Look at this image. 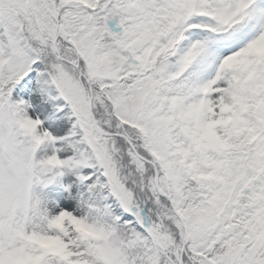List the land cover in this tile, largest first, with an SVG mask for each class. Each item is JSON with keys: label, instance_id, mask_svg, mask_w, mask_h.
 I'll list each match as a JSON object with an SVG mask.
<instances>
[{"label": "snow or ice", "instance_id": "snow-or-ice-1", "mask_svg": "<svg viewBox=\"0 0 264 264\" xmlns=\"http://www.w3.org/2000/svg\"><path fill=\"white\" fill-rule=\"evenodd\" d=\"M0 264H264V0H0Z\"/></svg>", "mask_w": 264, "mask_h": 264}]
</instances>
